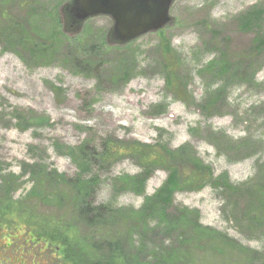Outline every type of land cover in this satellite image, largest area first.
Listing matches in <instances>:
<instances>
[{
    "label": "rangeland",
    "instance_id": "374dc122",
    "mask_svg": "<svg viewBox=\"0 0 264 264\" xmlns=\"http://www.w3.org/2000/svg\"><path fill=\"white\" fill-rule=\"evenodd\" d=\"M7 1L12 5L0 11L21 23L25 10L20 1ZM257 6L264 8V0H176L168 26L127 44L110 37L114 21L109 16L74 19L67 31L61 23L72 41L62 50L75 54L79 63L99 64L98 72L34 64L5 51L0 41V202H15L55 225L70 224L105 252L108 244L118 243L129 264H264V221L256 217L261 203L251 200L261 170L264 179V48L257 44L260 36L264 47V19L251 33L241 32L238 21ZM165 44L171 46V62L179 64L175 73L163 65ZM127 47L133 68L124 79L120 56L111 49ZM220 53L243 60L245 72L220 97L223 101L210 107L202 103L208 76L200 70ZM169 76L174 87L167 84ZM53 87L61 89L59 96ZM28 112L51 123L33 120ZM88 138L91 154L104 151L106 140L130 153L113 160L98 157L90 164V176L97 179L87 197L93 221L55 202L53 194L69 187L56 178L45 182L35 168L41 164L74 177L79 158L57 146H79ZM184 145L189 146L180 151ZM150 154L159 162L144 181L149 170L143 158ZM182 157L192 158L189 163L199 166L201 174H180V188L170 197L169 222L162 224L150 205L172 169L191 171ZM102 207L113 213H99ZM4 227L0 225V264H61L59 257L67 255L54 240L58 233L53 227H42L41 236L47 237L32 244L24 243V232Z\"/></svg>",
    "mask_w": 264,
    "mask_h": 264
},
{
    "label": "trees",
    "instance_id": "16d2710c",
    "mask_svg": "<svg viewBox=\"0 0 264 264\" xmlns=\"http://www.w3.org/2000/svg\"><path fill=\"white\" fill-rule=\"evenodd\" d=\"M19 1H20V6L22 7H27L29 9L34 8L32 4L30 3H27V2L23 3L24 2L23 0H19ZM58 8L62 12L63 21L60 20L59 18V22L56 21L57 25L61 27V23H63L64 27L67 26L65 27V30L70 29V27L73 26L74 24V19L71 15V7L69 5V0H67L66 3L60 4ZM0 12H1L0 15L4 18V20L0 23V38H2L5 43H8L10 45L15 44L12 36H10L11 35L10 32L12 31L16 34L17 40L19 42H25L27 45H29V47H31L30 51L33 53H35L36 51H43V49L46 48V46L48 45L47 43L39 42V41L31 39L30 36L26 34V32L22 29L21 23L13 19L6 18L5 17L6 11H0ZM263 19H264V8L260 6L254 7L248 10L246 13L239 15L238 21L240 22L241 32L243 33H251L252 31L257 32L261 27ZM110 37H112V31L110 33ZM257 44L260 49L264 48L262 47L260 36L257 37ZM162 46H163V50L165 54L164 55L165 63L163 65L166 68V70H168L170 73H175V71H177V69L179 68V64L176 63L175 65L173 61L171 62L172 60L171 46L170 44H165ZM227 56L228 55L226 54H222L218 57V59L214 63L208 64L205 67L206 72L212 67H216L217 70H219L218 72L220 74H223V75L226 74L230 70L229 69L228 71H223L224 67H226L228 63ZM246 58H250V57H245L244 60ZM128 60L130 61V59ZM242 61L243 60H240L239 62L242 63ZM212 64H214V66ZM83 66L89 71L93 70L92 68L93 65L91 63L87 62ZM124 71L125 72L122 78L127 79L132 70L126 69ZM244 72H245V69L240 67V71L236 70L233 73V76L236 80H242L243 79L242 76L244 75ZM251 80L255 82V73L252 74ZM167 84L170 87H174V83L172 81L171 76L167 77ZM221 92L222 91H218L217 97L206 102L205 105L210 104V107H213L216 105V103L220 102V100H223L220 97H222V95L225 94V92L224 93H221ZM112 141L114 142L116 140L112 139ZM107 142L108 140H106L101 145V146L105 145L104 151L99 152L98 154L96 153L97 151L95 153L92 152V154L89 155V162L84 161L82 151L78 153V156L82 160V162L86 166H88L87 167L89 168L88 173L91 174L89 166L90 164L92 165L93 159L96 161V159L100 157L102 160L103 159L107 160L108 158L109 160H113L116 158V156H121L124 154L130 155V153H128V149L124 151L125 149H123L120 146H117V144L115 146H112V143H107ZM130 150L132 152L131 154L136 152V149L134 147L130 148ZM143 159L144 161H146L145 163L146 168H148L149 170L145 176L144 181H146V179L148 180L150 176L152 175L155 169L154 167H156V165L159 162V158L157 156H154L153 154H150L147 157H144ZM171 159H172V156H171ZM180 159L182 163L184 162L187 165L188 164L192 165L191 171L185 172L184 170H181L182 172L180 173L178 170L172 169L170 171L169 178L167 182L165 183L164 187L157 193V198H156L157 200L155 201V198L151 199L152 201H155L152 205H150V206H153L154 209L152 210V212H150L151 209L148 212L152 214L153 213L159 214L160 219L163 221L162 224L163 223L168 224L169 222V219H170L169 212H170V206H171L170 197L176 190L180 188V184L182 181L180 174H183V176L185 177H187L189 173L201 174L200 172L201 169L199 168V166H197L194 163H189L193 161L192 158H190V160L185 157H182ZM39 175L41 174L39 173ZM41 177L45 178V182H49V183L55 179V178H52L51 176L47 177V176L41 175ZM74 187L77 189L76 193H74L71 190H68V192L60 191V193L58 194L54 193L53 198L55 202H58V204L66 203L68 207L75 208L79 213H85L88 218H91V219H87V221L89 220L93 221L94 210L91 208V203L88 202L87 197H88L89 191L94 192L93 190L95 187V182L94 181L88 182L86 184V191L78 189L77 185H74ZM225 187L228 188V190L232 191L231 186L225 185ZM234 192L237 193L239 191H237V189L235 188ZM254 192H255V198H252L251 200L253 201L256 200L261 203L259 208L257 209L258 215L256 217L264 221V185L259 190H254L253 193ZM46 197L48 198L49 195L46 194L45 199H44L45 201L47 200ZM109 210L110 209L106 211L102 207L100 208L99 213L101 214L105 212L113 213ZM143 212H144L143 216L146 217V212L144 210ZM253 214L255 215L254 211H253ZM256 217H254L255 221L258 220ZM252 221L253 220H251V222ZM22 222H24L25 224L22 225L21 224ZM53 223H55V220L52 221L51 219H46V218L44 219L43 217H40L39 215H37L36 213H32L31 211L26 212L22 209L21 205L15 202H9V203L0 202V225L5 226L4 228L8 227L7 231H9L10 233L15 232V230H20L21 232H24L25 234L24 239H23L24 243L32 244L36 242V239L38 237L46 238L47 236H44V235L41 236L43 234L42 227H45V226L49 228L53 227L57 231L58 236L55 237L54 240L56 242L58 241L64 248H66L65 254H67L66 257L65 255L59 257V259H61V264H129L127 260L121 255L120 246L118 243L108 244V250L107 252H105L103 251L102 246L98 244H94L93 242L91 243L87 239L80 237L79 233L77 232L74 226L72 227V225L67 224V223L62 224L59 221H57L58 225H55ZM144 226L148 227L147 225H145V223H144ZM21 240H18V241L20 242ZM12 241H17V239L15 240L13 239ZM8 246H11V244ZM89 255H91L94 258H88Z\"/></svg>",
    "mask_w": 264,
    "mask_h": 264
},
{
    "label": "bare ground",
    "instance_id": "6f19581e",
    "mask_svg": "<svg viewBox=\"0 0 264 264\" xmlns=\"http://www.w3.org/2000/svg\"><path fill=\"white\" fill-rule=\"evenodd\" d=\"M33 1V2H32ZM31 4L34 7L33 9H29L27 7H23L25 10V17L21 21L22 29L30 36L31 39L39 41V42H45L48 45L46 46L43 51H36L35 53L31 52V47L27 45L25 42H19L17 40L16 34L14 32H10V36H12L14 40V45H10L8 43H5L2 38H0V41L5 44L4 45V50L9 52L10 50L15 51V53L22 59H27L29 62H33L34 64H39V65H52V64H58L59 66L62 65H68L72 67L74 72L81 71L78 68H83L84 64L87 62H81L77 60L75 54H72V52L66 50L63 51V47H66L65 45L68 46L69 42H72L68 38V34L64 31L61 30L62 28L57 25L56 21L59 22V14L57 9L60 5L59 0H32ZM58 2V4H57ZM8 5H12V2L7 1V0H0V7H7ZM61 17V16H60ZM6 21V20H5ZM74 43V42H73ZM130 48H118V49H111V51L120 56L119 61H118V70H132V66L129 65V50ZM85 50V49H83ZM87 52L83 51L81 54H83V58L87 59ZM197 55L199 52H197ZM222 54L225 53H220L218 54L217 57L211 59L209 61L210 63H214L218 57ZM228 57V63L226 67H224L223 71H229L226 74H220L217 70L216 67H212L206 72V68L203 70H200V75L202 77L208 76L207 80H204L205 82V95L203 97L202 103L205 104L206 102L212 100L213 98H216L218 95V91H222L221 93H226L228 92L229 87L236 81L233 76V73L237 70L240 71V67L244 68V63H240L239 61H234L231 56ZM184 62L182 61L180 64V69L184 68ZM214 66V64H212ZM241 65V66H240ZM240 66V67H239ZM78 67V68H77ZM93 70L96 72L99 71L100 65H93L92 66ZM232 68V69H231ZM87 70V69H86ZM180 70V71H181ZM250 70L251 73H255L256 71L251 68ZM89 71V70H88ZM92 71V70H90ZM206 73V74H205ZM205 74V75H203ZM117 77V76H116ZM118 78V77H117ZM250 81H254L250 79ZM221 83V84H220ZM220 84V86H219ZM218 86V87H216ZM54 88V87H53ZM17 94L19 92L15 90ZM54 91L56 92V95L59 96L61 89L59 88H54ZM58 92V93H57ZM223 101V100H222ZM221 102V101H220ZM219 103V102H218ZM217 104V103H216ZM216 106V105H215ZM27 114L31 115L34 114L33 112H28ZM27 117H33V120H45L46 126L51 123V120L49 118H45L44 116L36 115L34 116H27ZM45 126V127H46ZM92 143L90 142L89 138L86 139L82 144L79 146L71 147V146H64V145H58L57 149L60 152L61 150H67L69 154L74 158L78 156V153L81 151L83 152V159L84 161L89 162V155L91 154L89 151L91 149ZM189 145H184L179 148V150H184L185 147ZM184 148V149H183ZM79 166H78V173L74 177H68L64 174H60L59 172L55 170H49L47 166L44 165H35V168H39L40 171L39 173L44 176H51L52 178L60 179L65 187H69L67 189V192L70 188H73L75 192H77V189L74 188V185H79V189L86 191V184L88 182L94 181L96 183L97 179L95 177V174L90 176V173H88V166H86L82 160L79 158V161H77ZM90 167V166H89ZM263 175V170L260 171L257 179L258 182L257 184L252 188L254 190H259L263 185H264V179L261 177ZM129 178V177H127ZM85 189V190H84ZM66 192V191H63ZM151 200V199H150ZM55 201V200H54ZM89 202V201H88ZM153 215H157L154 214ZM254 218V217H253Z\"/></svg>",
    "mask_w": 264,
    "mask_h": 264
},
{
    "label": "water",
    "instance_id": "95a60500",
    "mask_svg": "<svg viewBox=\"0 0 264 264\" xmlns=\"http://www.w3.org/2000/svg\"><path fill=\"white\" fill-rule=\"evenodd\" d=\"M175 0H71L72 14L80 22L96 16L114 21L113 34L127 44L168 26Z\"/></svg>",
    "mask_w": 264,
    "mask_h": 264
},
{
    "label": "flooded vegetation",
    "instance_id": "af4514ba",
    "mask_svg": "<svg viewBox=\"0 0 264 264\" xmlns=\"http://www.w3.org/2000/svg\"><path fill=\"white\" fill-rule=\"evenodd\" d=\"M52 257H53V256H52ZM50 261H51V260H50ZM50 261H49V262H50Z\"/></svg>",
    "mask_w": 264,
    "mask_h": 264
}]
</instances>
